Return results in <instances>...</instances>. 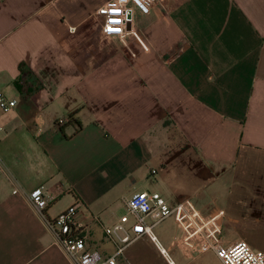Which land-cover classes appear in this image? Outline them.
Instances as JSON below:
<instances>
[{"label":"crops","instance_id":"obj_1","mask_svg":"<svg viewBox=\"0 0 264 264\" xmlns=\"http://www.w3.org/2000/svg\"><path fill=\"white\" fill-rule=\"evenodd\" d=\"M107 1L0 0V90L17 101L0 110V264H73L48 221L77 203L87 246L114 254L103 227L159 173L172 204L169 171L203 215L224 213V238L264 213V0H158L126 44L102 31ZM159 259L143 237L118 264Z\"/></svg>","mask_w":264,"mask_h":264},{"label":"built area","instance_id":"obj_2","mask_svg":"<svg viewBox=\"0 0 264 264\" xmlns=\"http://www.w3.org/2000/svg\"><path fill=\"white\" fill-rule=\"evenodd\" d=\"M157 1L108 0L97 9L102 31L107 35L118 36L123 44H126L125 37L134 22L135 9L148 12ZM16 105L15 99H11L0 90L2 112H9ZM64 122L65 120H59L58 125ZM29 201L39 212L48 205L41 187L30 192ZM77 205L78 203L54 220L48 221L57 244L73 264H118V257L123 256L125 249L143 237H147L155 244L168 264H173L170 254L165 251L154 234L155 226L169 218L175 219L187 232L188 238L192 241L191 250L198 254L213 251L223 264H264V251L253 248L248 242L239 241L231 245L223 243L222 211L205 216L190 200L171 205L160 193L146 190L134 193L125 203L126 212L113 224L103 227L105 236L115 248L114 254L104 256L98 250L87 246L81 226L75 220Z\"/></svg>","mask_w":264,"mask_h":264},{"label":"rangeland","instance_id":"obj_3","mask_svg":"<svg viewBox=\"0 0 264 264\" xmlns=\"http://www.w3.org/2000/svg\"><path fill=\"white\" fill-rule=\"evenodd\" d=\"M163 174L164 173H159L156 177H152L150 181L152 187H148L147 191L153 192L155 190L153 184L156 182V178ZM165 179V187L168 191L167 195L171 198V205L177 204L179 201L188 200L186 198L187 194H185L187 192L185 191L193 186L190 183L191 181H188V178L169 171L165 175ZM257 216L259 218L258 222H250L253 230L251 231L252 233H249V239H229L228 237L224 238L223 234V243L225 245H231L239 241H246L253 248L264 251V213H259ZM174 221L173 218H169L158 223L154 228V234L159 239L161 245L167 249L171 259L176 264H223L213 251L198 254L191 250L192 241L188 238L187 232L179 225V223L176 221L174 223ZM132 248L151 254L153 253L154 247L151 244L139 241L134 243ZM159 264L167 263L165 261L162 262L159 259Z\"/></svg>","mask_w":264,"mask_h":264},{"label":"trees","instance_id":"obj_4","mask_svg":"<svg viewBox=\"0 0 264 264\" xmlns=\"http://www.w3.org/2000/svg\"><path fill=\"white\" fill-rule=\"evenodd\" d=\"M20 70L23 71V64L20 65ZM15 86H16V88H17L19 91H21V89H22V87L24 86V84L20 83V81L17 80V81L15 82Z\"/></svg>","mask_w":264,"mask_h":264},{"label":"bare ground","instance_id":"obj_5","mask_svg":"<svg viewBox=\"0 0 264 264\" xmlns=\"http://www.w3.org/2000/svg\"><path fill=\"white\" fill-rule=\"evenodd\" d=\"M164 248V247H163ZM165 249V248H164ZM165 251L168 253V251L165 249ZM173 264H175L174 262H173Z\"/></svg>","mask_w":264,"mask_h":264},{"label":"snow or ice","instance_id":"obj_6","mask_svg":"<svg viewBox=\"0 0 264 264\" xmlns=\"http://www.w3.org/2000/svg\"><path fill=\"white\" fill-rule=\"evenodd\" d=\"M110 31H111V29H110Z\"/></svg>","mask_w":264,"mask_h":264}]
</instances>
